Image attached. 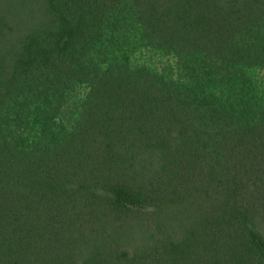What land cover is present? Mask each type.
Wrapping results in <instances>:
<instances>
[{
	"label": "trees",
	"instance_id": "trees-1",
	"mask_svg": "<svg viewBox=\"0 0 264 264\" xmlns=\"http://www.w3.org/2000/svg\"><path fill=\"white\" fill-rule=\"evenodd\" d=\"M0 264H264V0H0Z\"/></svg>",
	"mask_w": 264,
	"mask_h": 264
},
{
	"label": "rangeland",
	"instance_id": "rangeland-1",
	"mask_svg": "<svg viewBox=\"0 0 264 264\" xmlns=\"http://www.w3.org/2000/svg\"><path fill=\"white\" fill-rule=\"evenodd\" d=\"M143 53H144V56L151 57L153 61H155V62H157L159 64L166 63V62H169V61L174 62V59L170 58L168 56L159 57L155 53L152 54L149 51L148 52H143ZM262 73H263V71H262ZM262 73H260V75H262ZM78 91L80 92L81 95H83V94H85L88 91V88H87V86L82 85V86L78 87Z\"/></svg>",
	"mask_w": 264,
	"mask_h": 264
}]
</instances>
